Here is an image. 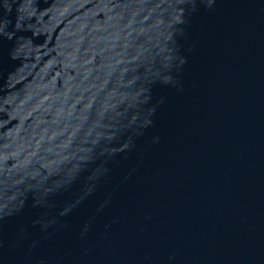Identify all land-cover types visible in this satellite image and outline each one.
<instances>
[{"label": "water", "instance_id": "water-1", "mask_svg": "<svg viewBox=\"0 0 264 264\" xmlns=\"http://www.w3.org/2000/svg\"><path fill=\"white\" fill-rule=\"evenodd\" d=\"M0 264H264V0H0Z\"/></svg>", "mask_w": 264, "mask_h": 264}]
</instances>
